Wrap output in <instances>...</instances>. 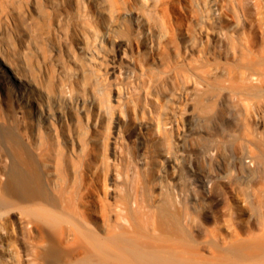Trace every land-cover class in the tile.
Wrapping results in <instances>:
<instances>
[{"label": "bare ground", "instance_id": "obj_1", "mask_svg": "<svg viewBox=\"0 0 264 264\" xmlns=\"http://www.w3.org/2000/svg\"><path fill=\"white\" fill-rule=\"evenodd\" d=\"M81 1L77 0L78 10L87 8L86 2ZM61 3L63 0H30L25 7L18 0L17 13L12 24L8 23L10 34L16 31L18 35L13 41L14 51L7 52L0 45V67L30 125L29 137L12 131L1 133L2 141L8 146L9 163H0V172L4 170L0 180V264H18L21 257L27 264H264V26L253 17L252 31L243 29L242 23L253 15L250 2L230 0L225 8L232 21L211 29L222 41L226 60L234 51L236 65L207 59L199 64L198 75L202 86L213 83L219 86L220 105L233 108V112L220 117L211 132L236 126L240 148L229 155L218 147L199 148L204 169L199 170L189 162L183 175L186 188L181 197V213L174 211L172 201L166 199L157 214L143 209L139 198L130 195L122 196L113 207L97 195V189L92 186L95 184L88 186L83 173H79L74 190L66 177L61 184V175L58 180L51 176L52 161L47 149L36 147L37 141L41 142L39 136L52 135L59 167L65 156L77 163L74 158L77 145L87 148L85 138L91 128L107 134L111 123L109 86L93 63L94 38L77 25H72L65 35L61 33ZM92 5L101 6L108 14L102 28L92 31L106 52L95 49L98 55L102 54L99 63L106 67L109 44L112 49L117 36L127 40L130 36L125 19L113 24L116 12L113 1L94 0ZM25 17L34 19L33 24L24 26ZM137 19L140 26L147 27L142 29L143 40L147 42L152 30L147 19ZM37 20L43 21V25ZM51 20H57L58 25L53 26ZM206 20L201 16L197 24L201 26ZM198 33L193 28L187 43L200 41ZM56 55L57 62L62 63V72L54 61ZM76 70L86 84L91 79L100 80L104 88L98 101L96 88L88 85L76 91L74 83L64 78V75L70 77V73L76 76ZM128 74L134 76L135 71ZM175 87L173 84L164 93L166 111H169L167 105L179 98ZM245 106L248 121L243 117ZM100 114L106 121L97 127L92 119L96 118L97 124ZM205 133L203 127L189 128L192 137L201 139ZM167 145L171 146L169 141ZM181 148L191 151L193 146L184 142ZM151 151L149 181L155 177V167L161 162L156 153L171 158L168 147L167 151ZM206 166L209 168L205 169ZM87 170L97 176L93 169ZM256 176L262 184L255 188L251 181ZM218 181L237 182L235 191L238 189L242 196L240 203L235 200L237 204L224 212L228 216L222 221V236L206 224L223 200L222 191L215 189ZM133 186H138L135 181ZM242 213L249 215L247 221L240 217ZM30 226L33 227L29 229ZM35 226L48 239L42 236V242H35ZM19 238L22 245L16 244Z\"/></svg>", "mask_w": 264, "mask_h": 264}, {"label": "rangeland", "instance_id": "obj_2", "mask_svg": "<svg viewBox=\"0 0 264 264\" xmlns=\"http://www.w3.org/2000/svg\"><path fill=\"white\" fill-rule=\"evenodd\" d=\"M17 1L0 0V45L7 52L14 51L13 41L18 36L16 31L11 35V29L8 27V23L13 21L14 13H17L15 7ZM19 1L25 7L30 2V0ZM92 1L94 0H83L87 8L83 6L78 10L77 0H63L61 3L63 14L59 21L61 33L64 35L72 25H77L79 30L88 31L94 38L93 49L96 57L93 63L97 67V72L107 80L109 101L112 106L108 132L107 134L97 133L93 130L94 127L91 128L85 138L87 148L83 149L77 145V156L74 157L77 163L72 162L69 156L62 153L61 156L65 157L61 167L57 164V153L52 148V135L39 136L41 142L37 141L36 147L47 149L52 161L51 176L58 180L61 175V184L66 177L69 187L73 190L77 187L79 173H83L88 186L95 184L92 186L97 189V195L112 203L113 207L119 204L122 196L130 195L138 197L144 205L142 208L152 214L161 211L166 199L172 201L174 211L181 213V197L186 188L183 175L188 169L189 162H192L199 170L204 169L200 164L202 155L200 149L218 147L229 155L232 150L238 151L240 148V140L237 137L239 132L236 126L231 125L211 132L220 117L233 112V108L220 105L219 86L215 83L202 86L198 76L199 64L207 59L211 61L219 59L229 65L237 63L234 51L229 53L227 60L224 58L222 41L211 30L232 21V16L225 8L230 0H111L116 9L113 24L120 19H125L130 40L117 36L112 49L109 44L107 51L109 65L106 67L99 63L102 54L98 55L95 49L98 47L101 52H106L102 49L98 36L95 38L92 31L98 27L102 28V24L108 19V14L101 6L99 8L93 6ZM247 1L251 4L253 15L242 23V27L246 32H250L253 17L261 21L264 26V0ZM65 9H69V14L64 11ZM130 15H133L131 20ZM201 16L207 20L200 26L197 20ZM37 17L35 16L34 19H38ZM137 18L140 21L147 19L146 22L152 30V37H149L147 42L143 40L142 33V29L147 27L140 26ZM34 19L25 17L24 26L33 24ZM57 20H51L53 26L58 25ZM37 22L40 26L43 25V21L37 20ZM193 28L199 31L200 41L188 44L189 34ZM213 40H215L214 43ZM21 49H24V46H21ZM35 50L38 51L36 47ZM53 58L62 72V63L57 62L59 61L57 55ZM106 69L107 72H105ZM128 70H134V76H129ZM78 72L76 70V76L70 73V77L64 75V78L74 83L76 91L88 85L96 88V96H94L98 101L104 88L100 80L91 79L89 84H86L82 80L83 75ZM173 84L176 86L174 91L179 98L167 105L169 111H166L164 93ZM165 115L170 118H166ZM243 117L245 121L249 120L246 106L243 108ZM92 120L97 127H100L101 121L102 123L106 121L103 114H100L97 124L96 118ZM171 125L172 134L170 133ZM192 126L203 127L206 130L204 138L192 137L189 134V128ZM29 128L30 125L21 111L18 97L0 67V163L4 165L9 163L8 146L2 141L1 133L12 131L29 137ZM96 136L101 137L102 140H96ZM168 141L171 146L167 145ZM184 142L192 145L193 149L183 151L181 143ZM167 147L171 158L156 153L161 162L155 167V177L149 181L151 150L167 151ZM88 168L93 169L97 176L88 171ZM207 168L209 166L205 167ZM3 173L4 170L0 172V180H3ZM133 178L138 186H133ZM251 184L255 188L259 187L262 184L261 178L256 176ZM236 185L235 181L233 183L218 181L215 188L222 191L223 200L207 218L206 224L221 236L224 232L222 221L228 216L224 212L230 205L240 203L242 198L238 189L235 191ZM67 194L74 196L70 191H67ZM235 200L239 202L235 203ZM190 211L195 213L192 209ZM113 215H115L114 212ZM240 217L247 221L249 215L242 213ZM259 220L260 217L255 221L258 223ZM15 223L19 224L16 218ZM32 227L30 226L29 229ZM34 229L35 242L48 239L47 235L39 231L36 226ZM42 236H44L43 239ZM16 244L22 245L21 238ZM26 261L21 257L18 264H27Z\"/></svg>", "mask_w": 264, "mask_h": 264}]
</instances>
